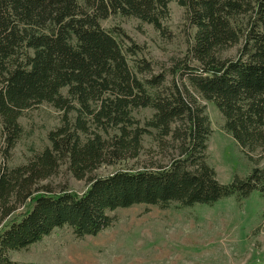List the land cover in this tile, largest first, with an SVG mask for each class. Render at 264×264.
I'll list each match as a JSON object with an SVG mask.
<instances>
[{"label": "trees", "instance_id": "obj_1", "mask_svg": "<svg viewBox=\"0 0 264 264\" xmlns=\"http://www.w3.org/2000/svg\"><path fill=\"white\" fill-rule=\"evenodd\" d=\"M175 0H0V264L55 230L78 239L112 227L111 212L136 205L162 210L212 206L264 195V167L222 184L208 164L212 134L204 108L185 84L167 83L112 16L152 25L163 37ZM196 29L184 65L189 86L214 103L243 153H264V0H177ZM241 45L236 58L222 53ZM43 104L62 114L50 146L27 164H6L23 138L24 113ZM145 109L152 116L142 120ZM146 137L178 143L167 166L120 168L89 179L82 194L41 186L62 163L77 179L102 165L136 160ZM22 208V211L20 209ZM261 229L264 230V224Z\"/></svg>", "mask_w": 264, "mask_h": 264}, {"label": "rangeland", "instance_id": "obj_2", "mask_svg": "<svg viewBox=\"0 0 264 264\" xmlns=\"http://www.w3.org/2000/svg\"><path fill=\"white\" fill-rule=\"evenodd\" d=\"M171 16L166 23L168 34L161 36L152 25L135 18L112 16L102 27L119 28L142 50L139 58L153 63L155 74L164 73L167 83L173 78L189 93L197 105L204 108L212 134L208 140V164L216 171L222 184L235 177L245 179L256 167H264V153H252L250 160L235 139L224 130V118L214 103L203 99L188 84L187 74L174 71L184 65L196 66L190 56L196 29L188 21L186 9L177 0L170 4ZM241 45L222 53L236 58ZM149 109L138 118L149 119ZM20 123L23 138L6 161L10 167L27 164L35 154L50 146L48 134L61 126L62 114L49 104L24 113ZM179 152L178 143L146 137L144 151L136 160L116 166L102 165L89 178L77 179L68 164L62 163L57 173L41 182L55 194L63 191L82 194L89 179L112 174L120 168L139 169L167 166ZM3 164L0 155V165ZM22 211V208L20 209ZM115 218L112 227L97 236L78 239L71 229L55 230L50 236L30 248L9 254L12 264H264V195L255 190L243 200L235 196L224 198L212 206L195 205L162 210L155 206L136 205L110 213Z\"/></svg>", "mask_w": 264, "mask_h": 264}]
</instances>
